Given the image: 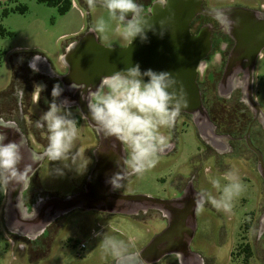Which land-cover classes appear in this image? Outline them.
Masks as SVG:
<instances>
[{
	"label": "rangeland",
	"instance_id": "1",
	"mask_svg": "<svg viewBox=\"0 0 264 264\" xmlns=\"http://www.w3.org/2000/svg\"><path fill=\"white\" fill-rule=\"evenodd\" d=\"M73 1L76 5L73 4L74 7L67 14L60 15L57 8L37 0H0V101L4 94H10L8 89L18 70L19 75L24 76L25 68L15 65L16 57L22 56L27 60L39 55L50 64L62 68L64 47L92 28L97 17H107L106 10L100 5L92 10L86 0ZM235 1L251 6L264 3V0ZM230 2L232 0H208L207 5L209 8H219ZM23 6L27 7V11L22 14L18 8ZM114 29L113 23L112 30L106 34L95 33L100 43L107 47L129 44L130 40L121 38ZM256 71L255 97L264 114V56L258 62ZM42 85L36 86L29 111L25 109L26 120L33 116L38 120L48 110L39 108L35 100L37 92L41 99L43 90L39 86ZM14 103L6 109L0 108V114L12 115ZM39 105L42 106V103ZM16 111L15 114H18ZM62 113L68 114L70 119L79 116V113L65 109H62ZM77 128L78 135L67 158L52 162L46 157L36 173L35 184L41 196L64 198L83 189L94 168L93 149L98 139L91 126L82 123L77 124ZM166 129H161V132ZM256 129L261 135L260 128L257 126ZM37 132H40L39 140L32 138L31 143L37 151H43L48 144L47 129L38 127ZM179 136L177 155L159 157L154 168L142 176L131 177L120 192L169 199L175 192V181L179 177L188 179L195 165L193 160L195 162L196 157L201 156L198 192L208 191L219 197L220 192L212 186L211 181L218 179L223 187L227 183L223 174L235 170L245 186L244 191L232 201L230 212L217 210L211 203H205L203 212H195V230L190 249L199 256L200 264H264V232L260 225L264 212V181L257 169L256 154L245 141L235 143L233 152L218 151L203 141L193 124L180 130ZM4 205L5 201L0 204V264H116V260L103 251L101 241L104 235L125 241L131 253L146 246L166 224L158 211L132 217L120 214L104 216L96 211L76 210L56 220L50 228L52 239L45 243L49 252L44 253L39 249L28 254V238L20 236L26 240L20 239L5 226ZM93 229L100 232L98 237L91 234ZM83 242L87 246L85 249L80 247ZM246 246L250 251L248 254L244 252ZM160 264L179 263L175 256L169 255Z\"/></svg>",
	"mask_w": 264,
	"mask_h": 264
},
{
	"label": "water",
	"instance_id": "2",
	"mask_svg": "<svg viewBox=\"0 0 264 264\" xmlns=\"http://www.w3.org/2000/svg\"><path fill=\"white\" fill-rule=\"evenodd\" d=\"M202 2L203 0H169L168 9L162 10L157 7L152 11L151 16H144L148 20V26H151L153 30L145 29L147 40L142 42L137 36L124 48L104 46L98 41L95 32L90 31L68 50V57L71 56L72 64L70 72L62 77L65 85L62 93L64 100L72 93L74 89L71 87L72 84L77 88V92L80 91L86 95L89 88L95 90L101 77L136 64L140 65L142 72L147 69L157 72L167 71L176 81L174 87L177 94H182L187 101V106H182L181 112L193 115L192 120L199 136L218 151H227L229 138L215 134L214 127L202 105L195 82L196 73L191 65L193 53L196 51L191 49L189 40L190 23L198 13L202 12ZM223 10L232 15V10ZM243 12L246 13L244 21L248 19V12L253 13L248 10ZM128 16H131V13ZM127 17L126 19L131 18ZM160 21L164 23L161 24ZM247 24L246 28L251 29ZM160 33H163V36ZM254 37L261 39L264 43V18L258 20L255 25ZM203 40L204 48L201 52L205 51L209 45L207 34L204 35ZM236 64L237 60L231 57L223 75L224 82H238V74L234 71ZM83 116L100 138L99 145L94 151L96 164L86 180L84 189L64 198L48 196L41 200L32 212H29L24 203V193L30 183L25 181L22 185L10 182L4 185L6 228L19 236L36 239L56 220L76 210L132 217L155 210L169 219V225L155 235L139 252L132 253L133 260L130 264H156L169 255H176L180 261L188 257L192 253L190 246L195 230V204L187 202L185 197L167 200L148 195H126L113 190L107 181L113 174L121 171L122 164L118 167L117 161L126 156L124 145L115 138H104L97 131L89 113L83 111ZM0 131L7 134L5 143L14 139L19 142L22 136L20 131L16 132L12 129H0ZM247 142L249 147L258 154V170L264 178V161L261 152L253 146L250 139H247ZM22 151L24 160L18 168L23 171L25 164L31 163L30 177L32 178L42 166L46 156L34 152L28 147L26 141ZM32 154L35 155V163L30 159Z\"/></svg>",
	"mask_w": 264,
	"mask_h": 264
},
{
	"label": "clouds",
	"instance_id": "3",
	"mask_svg": "<svg viewBox=\"0 0 264 264\" xmlns=\"http://www.w3.org/2000/svg\"><path fill=\"white\" fill-rule=\"evenodd\" d=\"M86 3L89 9L95 10L99 4L107 12V17H97L91 31L106 34L112 30L114 23V32L121 38L130 40V43L137 36L142 42L147 40L145 29L152 30V27L141 16L142 6L137 0H86ZM153 5H158L162 10L168 9L169 0H153ZM130 13L131 18L126 19ZM210 14L226 32H230L238 24V20H233L230 13L223 9L213 8ZM160 23L163 24L164 21ZM160 35L163 36V33ZM40 60L41 57L37 55L30 62L29 67L34 72L38 71L36 62ZM175 84L171 73L152 69L142 72L140 65L136 64L101 77L95 90L89 88L86 95L81 94V99L87 102L91 121L97 131L104 138H115L126 146L127 155L117 161L118 167L122 164L121 171L113 174L107 181L113 190L120 188L127 176H142L154 168L159 154L169 147L168 138L161 129L171 127L179 116L181 107L187 106L183 95L177 94ZM39 87L42 90V86ZM71 87L75 89L73 84ZM62 92L59 83L53 85L48 110L36 122L37 127L47 129L48 144L43 155L52 162L67 158L78 135L77 122L70 119L68 114L62 113V106L69 104V101L65 99L57 103ZM0 129L19 132L15 121L5 120L3 117H0ZM6 139L7 134L0 131V184L30 183L32 164H25L23 171L18 168L24 160L23 137L19 142L5 143ZM30 159L33 163L36 162L34 154ZM223 179L227 181L223 187L218 179L211 181L212 186L220 192L219 197L208 191L195 193L194 211L197 214L203 212L205 203H211L217 210L231 211L232 201L244 191L245 186L235 170L225 172ZM101 244L103 251L110 254L117 264H130L133 260L125 241L104 235Z\"/></svg>",
	"mask_w": 264,
	"mask_h": 264
},
{
	"label": "flooded vegetation",
	"instance_id": "4",
	"mask_svg": "<svg viewBox=\"0 0 264 264\" xmlns=\"http://www.w3.org/2000/svg\"><path fill=\"white\" fill-rule=\"evenodd\" d=\"M12 1L13 0H5V2ZM138 4L142 6V17L151 16L153 14L152 11L159 7L158 5H153V0H139ZM207 4L208 0H203L202 12L198 13L190 23L189 34L191 49L196 51V53H193V61L191 62V65L193 71H195L196 73L195 82L199 89L202 105L205 108L209 120L214 127L215 134L218 136L229 138V145L226 151L227 153L234 151L233 145L235 143H238L240 141H245L247 143V139H250L252 144H254L253 146L257 150L262 152V156L264 159V136H262V133L264 134V114L259 107L255 97V86L257 79L256 70L258 67V62L264 56V43L261 39L259 40L254 37L255 25L257 24L258 20L264 18V3L251 6L242 2L232 0V2H230L229 4L223 7H219V9L232 10L233 12L231 18L233 20H238V24H235L230 32L224 31L222 29V26L213 18L212 15H210V10L213 8H209ZM243 9L253 12L252 14L249 12L247 13L248 19L246 21H244L246 13L244 14ZM130 17L131 16H128L127 18ZM246 23H248L247 25L251 29L246 28ZM90 31L91 28H89L86 32L79 34L76 38H74V40H72L64 47L61 55L62 68L54 66L50 64L46 59L41 58L40 61L36 62L38 71L34 72L29 67V64L33 61V57L35 56L29 57L27 60L23 59L22 56H18L15 58V65L19 64L22 68H25V73L24 76H20L19 70L17 69L18 74H16L15 80L12 81L8 89V91H10V94H4L3 100L0 101V108L2 109L8 108L10 104H13V102H15L12 115L6 116L4 114H0V117H3L5 120L15 121L28 147H30L36 153L43 154L45 151V149H43V151H37L31 143L32 138H35L34 141L39 140L40 132H37V118L33 116L32 118H28L26 120L27 115L25 113L29 111V108L33 104L32 96L34 90L38 84H43L41 99L39 98L38 93L36 104L39 108H42L44 110L48 109L49 103L52 100L51 90L53 85L59 83L63 91L65 90V85L62 77L68 74L71 69V56L68 57V50L70 46L78 43ZM206 34L209 45L205 51L201 52L204 48L203 39L204 35ZM126 46L118 47L124 48ZM231 57H234L237 60L234 71L238 74V82L232 81L226 83L223 81V75L228 61ZM76 92L77 88L72 90V93L67 97L69 104L62 106V109L79 113L78 117L72 116L80 119L78 124L85 123L91 126L88 120L83 116V111L89 113L87 102L86 100L81 99V94H83L82 92H77V96ZM5 93L7 92L5 91ZM62 101H64V98L61 94V96L57 98V103H60ZM39 103H42V106H40ZM25 109H27V111ZM15 110L18 111V114H15ZM192 117L193 115L180 111V114L176 118L173 125L171 127H168L166 131L163 132V135L168 138L169 147H167L162 153L159 154L160 158H170L177 155L179 150L180 130L188 126V124H193L196 132L198 133ZM257 126L260 128L261 135L260 133H258V131H256ZM91 129L96 134V137L98 139V146L100 142L99 135L92 127ZM13 141L18 142L17 139H14ZM97 146L93 149V154ZM124 148L127 155L126 146H124ZM203 150L205 151V149ZM252 151L257 156L258 169L259 157L254 150ZM200 158L201 156H197L195 162L193 160V164L195 165L191 169L188 179L179 177V180L175 181V192L172 197L167 200L185 197L187 202L192 205L195 204L194 195L195 193H198L199 173L201 171L202 164ZM94 160L95 166V154ZM35 175L31 178L29 187L24 193V203L29 212H32L33 208L36 207L41 200L46 198L38 193L37 185L35 184ZM133 176L135 175H130L125 178V180L122 182V186L117 189L118 193H121L120 189L123 187L124 183ZM98 213H101L104 216L111 215L102 212ZM161 215L163 216L162 213ZM163 218L165 220L164 223H166L165 228L163 229L165 230L169 225V219L165 218L164 216ZM54 223H52L36 239H27L29 243L28 246H26V248L28 249V254L35 253L39 249L43 250L44 253L49 252L47 244L45 243L51 237L50 228L54 225ZM262 223L263 222L261 220V231L264 232V223ZM163 230H161V232ZM140 250L136 249V251H133L129 254L139 252ZM173 256L177 258V262L179 264H200L199 256L193 252L188 257L183 258V260L181 261L176 255ZM164 259H162L160 262H163ZM160 262L156 264H160Z\"/></svg>",
	"mask_w": 264,
	"mask_h": 264
},
{
	"label": "trees",
	"instance_id": "5",
	"mask_svg": "<svg viewBox=\"0 0 264 264\" xmlns=\"http://www.w3.org/2000/svg\"><path fill=\"white\" fill-rule=\"evenodd\" d=\"M39 3L46 4L49 7L57 8L60 15L67 14L73 8V1L72 0H37ZM20 12L23 14L27 11V7L23 6L22 8H18ZM74 119L77 124L79 123V118H71ZM5 187L3 184H0V204L5 201ZM20 239H25L19 236ZM245 253H250L248 246H246Z\"/></svg>",
	"mask_w": 264,
	"mask_h": 264
},
{
	"label": "crops",
	"instance_id": "6",
	"mask_svg": "<svg viewBox=\"0 0 264 264\" xmlns=\"http://www.w3.org/2000/svg\"><path fill=\"white\" fill-rule=\"evenodd\" d=\"M73 7H74V6H73ZM36 94H37V96H36V99H37V97H38V92H37ZM36 99H35V100H36ZM97 226L100 227V223H98ZM102 228H104V227H102ZM91 234L93 235V237H98V236L100 235V232L98 233L97 230L93 229ZM83 243H84V242H83Z\"/></svg>",
	"mask_w": 264,
	"mask_h": 264
},
{
	"label": "built area",
	"instance_id": "7",
	"mask_svg": "<svg viewBox=\"0 0 264 264\" xmlns=\"http://www.w3.org/2000/svg\"><path fill=\"white\" fill-rule=\"evenodd\" d=\"M73 4L76 5V3L74 1H73ZM80 247H81V249H85L87 247L86 243H81Z\"/></svg>",
	"mask_w": 264,
	"mask_h": 264
}]
</instances>
